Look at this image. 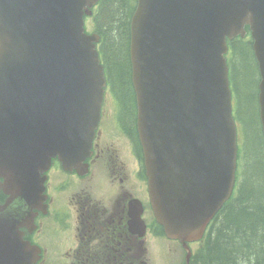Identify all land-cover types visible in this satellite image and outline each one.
Here are the masks:
<instances>
[{
	"label": "water",
	"instance_id": "1",
	"mask_svg": "<svg viewBox=\"0 0 264 264\" xmlns=\"http://www.w3.org/2000/svg\"><path fill=\"white\" fill-rule=\"evenodd\" d=\"M86 0H0V101L3 109H19L38 90L29 80L34 54L39 49V24L47 5L64 12ZM76 13V9H72ZM74 15H77L74 14ZM250 22L254 48L260 60L261 118L264 130V0H141L134 18V61L142 104V128L166 129L174 122L171 159L182 170L183 187L169 197L171 214H160L171 234L194 238L202 234L210 217L228 197L235 178L236 129L229 110L227 65L223 57L226 36L243 32ZM179 67V71L173 68ZM23 67L27 72H24ZM207 71L203 116L182 115L174 121L175 97L191 71ZM174 77L179 90L170 88ZM215 79L216 81H213ZM0 149L2 142L0 141ZM170 149V148H168ZM177 165V166H178ZM176 166V168H177ZM153 167V165H152ZM152 169V168H151ZM171 215V217H169ZM160 217V216H159ZM197 220L194 230L184 225ZM0 246V264H23L21 245ZM25 251V250H23ZM26 263L30 260L26 258Z\"/></svg>",
	"mask_w": 264,
	"mask_h": 264
},
{
	"label": "trees",
	"instance_id": "2",
	"mask_svg": "<svg viewBox=\"0 0 264 264\" xmlns=\"http://www.w3.org/2000/svg\"><path fill=\"white\" fill-rule=\"evenodd\" d=\"M128 15L127 0H111L106 9L103 27L106 34V56L111 63L115 84L122 92L127 121L131 125L133 107L128 73ZM235 57L236 74H240V80L246 83L247 88L245 96H242L240 89L242 107L243 97L246 104L253 103L257 92V67L250 42L238 45L235 48ZM254 108L250 123L255 125ZM247 127L249 133L248 123ZM250 137L255 154H245L246 171L238 196L225 206L212 225L200 250L194 256L193 264H264V138L259 127Z\"/></svg>",
	"mask_w": 264,
	"mask_h": 264
},
{
	"label": "flooded vegetation",
	"instance_id": "3",
	"mask_svg": "<svg viewBox=\"0 0 264 264\" xmlns=\"http://www.w3.org/2000/svg\"><path fill=\"white\" fill-rule=\"evenodd\" d=\"M127 198L128 192L125 187L120 188L118 191V201L115 206V212L119 213L122 217L123 215L127 216ZM84 201H82L83 203ZM90 213H94L92 209ZM137 242V239L134 238ZM114 240L115 243L112 244L111 242H102L100 246L95 250L94 257L100 263H110L113 262L115 264H128V257L126 256L125 250L127 249V240H128V233H127V226L126 220L123 225L116 229L114 232ZM138 247V246H137ZM139 250L138 253H140Z\"/></svg>",
	"mask_w": 264,
	"mask_h": 264
},
{
	"label": "rangeland",
	"instance_id": "4",
	"mask_svg": "<svg viewBox=\"0 0 264 264\" xmlns=\"http://www.w3.org/2000/svg\"><path fill=\"white\" fill-rule=\"evenodd\" d=\"M255 75H256L255 80H258V76L256 73H255ZM237 81H238V84L240 86L242 96H243V94L245 96L247 94V88L245 86L246 83L242 82L240 80V74L239 73H238ZM256 86H257V84H256ZM236 93H237V91H236ZM235 97H237V94H235ZM255 106H257L256 100H254L253 103L248 102L246 104L245 98L243 97L242 108L239 109V115H240L241 121L247 122L249 124V134L250 135L255 131L256 128L259 127L258 117H257V107L254 108ZM253 108H254V115H255V125H254V123L253 124L250 123L252 121V112L251 111L253 110ZM246 146H247V143H246ZM248 150H249V154H255V151L253 149V142L251 141V139L249 141ZM263 154H264V152H263ZM173 249L175 250L173 253H171V252L168 253L165 251L166 254L160 255V250L164 251L165 249L163 247L159 248L158 245L155 244V246L152 247V250H150V252L153 253L154 259H156V260L161 259V262H157L154 264H183L184 253L182 252V250L179 247H175Z\"/></svg>",
	"mask_w": 264,
	"mask_h": 264
},
{
	"label": "bare ground",
	"instance_id": "5",
	"mask_svg": "<svg viewBox=\"0 0 264 264\" xmlns=\"http://www.w3.org/2000/svg\"><path fill=\"white\" fill-rule=\"evenodd\" d=\"M76 53L81 61H85V57L80 53V51L77 50Z\"/></svg>",
	"mask_w": 264,
	"mask_h": 264
}]
</instances>
